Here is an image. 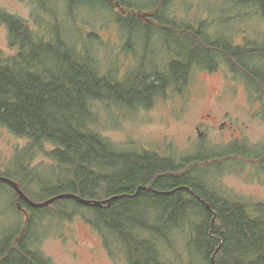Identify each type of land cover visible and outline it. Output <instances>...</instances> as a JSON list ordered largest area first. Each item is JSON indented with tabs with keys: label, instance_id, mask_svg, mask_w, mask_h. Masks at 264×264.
<instances>
[{
	"label": "trees",
	"instance_id": "obj_1",
	"mask_svg": "<svg viewBox=\"0 0 264 264\" xmlns=\"http://www.w3.org/2000/svg\"><path fill=\"white\" fill-rule=\"evenodd\" d=\"M85 1L88 0H66V3L71 11V6ZM99 1L105 3L106 11L113 15L115 11L110 9L109 2L117 8L120 3L127 10L126 15L115 16L118 21L132 18L137 22L130 33L147 39L153 36L152 29L158 34L186 32L202 51L191 55L174 52L177 58L162 72H145L146 63H143L144 67L132 73L129 79L147 98L132 104L125 98L129 93L127 83L99 67L92 52L94 40L89 34L86 40L82 38V49L78 47V50L58 24L47 35H41L23 19L0 11V19L9 29L11 46L19 48L15 57L0 58V125L29 140L25 157L32 159L47 143L54 147L47 153L53 160V191L47 197L34 200L43 201L62 192L93 200L124 194L110 206L103 207L73 199L54 203L64 204L61 208L64 214L82 207L90 210L91 223L106 238L114 236L123 243L131 264H169L164 255L168 253L177 255L180 264H188L175 249L176 236L185 231L186 224L191 228L184 235L189 247L193 246L192 238L195 239L199 264H264L263 205L215 199L196 175L190 176L200 167L177 164L150 151L118 150L92 127L95 103L111 101L130 108L137 104L148 106L152 98L163 94L168 86L183 90L195 66L213 70L221 61L233 74L240 75L238 77L255 92L264 108V40L249 42L245 48L232 47L229 42L221 45L219 39L215 44L209 41L212 36L206 35L203 27L192 30L198 35L202 33L196 36L188 29L183 30L185 26L176 25L174 19L162 20L161 17L167 15L168 0H157L152 11H142L128 0ZM245 1H251L264 17V0H234L237 5ZM226 40L230 41L227 37ZM209 159L208 156L198 157L194 161ZM29 162L22 161L21 173L33 180L36 170L29 169ZM4 175L8 176L9 172ZM140 186H152L159 191L188 186L199 196L186 189L165 195L148 188L136 194ZM16 196L19 200L17 193ZM24 205L31 210L25 229L28 233L19 237L15 247L11 244L14 235L3 240L0 264H50L31 248L32 240H29L37 220L48 216V206L36 208L26 202ZM196 223L204 224L203 228L194 227ZM133 244L137 247L133 248ZM141 253L144 263L140 260Z\"/></svg>",
	"mask_w": 264,
	"mask_h": 264
},
{
	"label": "rangeland",
	"instance_id": "obj_2",
	"mask_svg": "<svg viewBox=\"0 0 264 264\" xmlns=\"http://www.w3.org/2000/svg\"><path fill=\"white\" fill-rule=\"evenodd\" d=\"M128 1L136 3L142 11H152L157 0ZM168 1L167 15L162 16V20L174 19L176 25L185 26L183 30L188 29L196 36L202 33L198 35L192 30L203 27V32L212 36L209 41L215 44L219 39L221 45L229 42L232 47L245 48L249 42L264 40V17L251 1L239 5L234 0ZM109 5L116 16L127 14L111 2ZM71 8L70 11L66 0H0V11L23 19L41 35H47L58 24L59 29L68 34L71 44L82 49L81 40H86L89 34L94 40L92 52L99 67L127 83L129 93L125 98L132 104L147 98L129 79L132 73L144 67L143 63H146L145 72H162L177 58L174 52L191 55L202 51L186 32L158 34L152 29L153 36L147 39L130 33L137 22L132 18L118 21L99 0L77 3ZM18 52L17 46H11L8 26L0 19V58H12ZM238 76L224 61L213 70L195 66L183 90L168 86L163 94L153 97L148 106L137 104L130 108L111 101L95 103L92 127L118 150L150 151L177 164L200 167L190 176L196 175L215 199L264 206L263 103ZM209 115L219 124L225 121L226 128H208L201 123L202 118ZM198 123L201 130L207 131L203 137L197 132ZM29 143L27 138L0 125V174L9 172L8 176L34 200L47 197L53 191V160L47 153L54 147L47 143L31 159L25 157ZM207 156L209 160L194 161ZM29 160V169L36 170L33 180L21 173L22 161ZM18 201L15 190L0 183V250L3 240L9 236L14 235L11 244L15 247L19 237L28 233L25 230L27 217L18 209ZM59 202L46 206L48 216L37 220L29 238L31 248L40 253L43 260L50 264H131L123 243L114 236L106 238L91 223L90 210L82 207L64 214L61 209L64 204ZM203 225L196 223L194 227L203 228ZM189 227L186 224L184 230ZM185 231L176 236L175 249L182 254L185 263L199 264L195 239L192 238L193 246L189 247ZM17 234L20 235L16 237ZM136 247L133 244V248ZM164 255L169 264H180L177 255ZM140 258L144 263L143 253Z\"/></svg>",
	"mask_w": 264,
	"mask_h": 264
},
{
	"label": "water",
	"instance_id": "obj_3",
	"mask_svg": "<svg viewBox=\"0 0 264 264\" xmlns=\"http://www.w3.org/2000/svg\"><path fill=\"white\" fill-rule=\"evenodd\" d=\"M118 8L123 12V13H126L127 10L125 8H123L120 3L117 4ZM147 14H141L140 16H145ZM0 182H5V183H8L10 184L17 192L18 194V198L20 200H23L25 201L29 206H32V207H36V208H42V207H46V206H49L51 205L52 203H54L55 201H58V200H61V199H73L75 201H78L79 203H82V204H85V205H89V206H97V207H103V206H110L113 202V200H116L120 197H123L125 196L124 194H120V195H113L109 198H105V199H102V200H93V199H88V198H85L83 196H80L76 193H73V192H62V193H58V194H55L43 201H35L33 199H31L23 190L22 188L19 186V184L12 178L8 177V176H5V175H1L0 174ZM152 189L148 186L144 187V186H140L138 189H137V192L136 194H138L140 192V190L142 189ZM180 189H186V190H190V187L188 186H180L176 189H173V190H162V191H157L158 193L160 194H165V195H170V194H173L175 191L177 190H180ZM19 209H21L20 207V204H19ZM207 208L210 210L211 207L210 205L208 204L207 205ZM27 219H29V212L28 210L26 209H23Z\"/></svg>",
	"mask_w": 264,
	"mask_h": 264
},
{
	"label": "flooded vegetation",
	"instance_id": "obj_4",
	"mask_svg": "<svg viewBox=\"0 0 264 264\" xmlns=\"http://www.w3.org/2000/svg\"><path fill=\"white\" fill-rule=\"evenodd\" d=\"M211 116L209 115L208 116V118H202V120H201V123H204V124H206L207 125V127L208 128H210V127H216L217 128V126L218 127H220V129H223V128H226V122L224 121V122H222V123H218L216 120H213V119H211L210 118ZM201 123H198L197 125H196V129H197V132H198V134L201 136V137H203V136H205L206 134H207V131L206 130H201ZM0 183H2V184H7L8 186H11L10 184H8V183H5V182H0ZM12 187V186H11ZM150 188H152V189H150V190H155V191H159V190H156L155 188H153L152 186H149ZM13 188V187H12ZM16 191V190H15ZM188 191H190V193H193L194 195H196V197L198 198V194H196L195 192V190L193 189V188H190V190H188ZM127 195H129V194H127ZM192 195V194H191ZM130 196H132V195H130ZM200 199V198H199ZM20 200V199H19ZM24 201L23 200H21L20 202L18 201V203H17V206L19 207V204H20V207H21V209H19L20 211H22L23 213H24V211H23V209H26V210H28V208L27 207H25V205H24Z\"/></svg>",
	"mask_w": 264,
	"mask_h": 264
}]
</instances>
